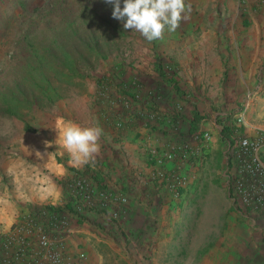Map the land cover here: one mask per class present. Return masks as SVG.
Returning <instances> with one entry per match:
<instances>
[{
  "label": "crops",
  "instance_id": "1",
  "mask_svg": "<svg viewBox=\"0 0 264 264\" xmlns=\"http://www.w3.org/2000/svg\"><path fill=\"white\" fill-rule=\"evenodd\" d=\"M189 3L190 8L196 9L195 13L203 14L204 8L208 7L210 10L205 16L201 14L193 16L191 22H194L193 27H199V31L183 35L184 39L188 40V45L175 42L176 36L181 32L168 33L171 37L166 38L164 42L163 62L160 68L165 71L164 76H172L171 83L173 88L175 86L177 89L172 90L168 82H164L163 77L159 76L163 84L160 89H165V95L159 93L153 100L135 104L131 109L132 114L125 115L124 123L119 128L110 121L102 120L100 111L101 107L103 111L105 106L100 107L102 103L96 99L93 102H86L84 97L82 105L77 107L74 101H68L62 112L55 111L58 119L64 118L67 124L74 122L82 126L94 124L101 127L103 135L100 139V151L95 155L94 162L81 165L63 146L57 149L50 144L49 139L46 143L43 131L38 129L32 131L31 133L38 131L36 133L39 137L35 139L36 142L22 145L25 146L23 152L29 154L36 169L31 178L32 182L26 185L31 186L27 189L24 187L27 181L21 176L15 177L16 180H20L21 190H16V187L13 188L15 191L2 192L0 232L9 228L21 208L26 205L61 201L63 195L61 182L74 172L63 162L57 161L55 158L57 155L62 159L65 157L67 164L85 171L93 185H105L124 191L127 196L124 226L130 228L132 233L136 232L138 239L140 234H146L142 243L148 247L152 245L151 253L150 248L148 253L151 264H156L159 260L167 261L174 255L169 248L173 246L176 234H179L180 228L175 229L176 224L179 223L181 216L187 215V206L195 194L188 191L190 186H195L197 182L196 179L191 181L178 199L170 198L163 189L160 179L153 175L152 171L157 165L151 162L148 149L150 146L161 147L173 136L169 124L165 121L168 117L166 114L170 112H175L179 130L183 134L186 129L182 126L184 122L187 123L191 110L201 114L207 110L205 107L207 104L214 105L216 110L209 112L204 117L207 121L202 124L201 120L200 126L211 129L217 127L214 118L215 112H218L217 107L221 108V112L226 109L229 112L230 107L234 111L248 91H252L251 95L255 93L260 83L258 71L263 65L261 62L264 56V0L244 2L212 0L210 3L190 0ZM6 8L5 0H0V23L6 20ZM13 12L16 13L15 8ZM204 24L210 25L205 28ZM187 49L189 50L185 51ZM187 58L188 62L184 61ZM154 72L156 74V71ZM91 87L94 94V87L89 86ZM85 92H88V89ZM64 100L71 98L65 97ZM183 103H186V110H183L184 105L180 107ZM151 110L159 111L162 117L156 121H145L143 114ZM86 111H90L89 120L84 115ZM53 132L54 138L58 136L57 130L54 129ZM47 136H50L49 131ZM59 139L62 142L61 138ZM164 164L170 165L171 162L167 161ZM4 188L3 185L2 190ZM206 195L207 193H204L202 200H205ZM225 211L228 224L226 223L214 242L205 237L206 243L203 246L207 249L200 248L194 256L213 264H232L237 258L241 260L248 258V261L246 260L248 264L251 260L253 264H264V231L259 220L253 215L240 213L231 205ZM199 216L201 217L196 221L189 219L183 225L184 235L177 238V242L182 245L180 248L188 246L191 250L197 246L195 243L201 234L213 232L208 228H212L209 222L205 224L206 214L201 212ZM139 217L140 221L136 223ZM79 219H71V230L64 240V248L71 252L82 250L86 256L85 264H95L97 257L95 255H100L96 244L100 242L110 247L112 245L102 233L113 231L112 220L93 210L83 211ZM131 219L135 220L134 223ZM108 225L110 226L107 227ZM131 239L126 237L120 243L130 245L135 243ZM113 245L118 247L116 243ZM196 248L198 249V246ZM157 249L159 254L155 255L154 251ZM177 253L176 257L187 256L184 252ZM220 256H223V259ZM224 257L231 259V262L226 263Z\"/></svg>",
  "mask_w": 264,
  "mask_h": 264
},
{
  "label": "rangeland",
  "instance_id": "2",
  "mask_svg": "<svg viewBox=\"0 0 264 264\" xmlns=\"http://www.w3.org/2000/svg\"><path fill=\"white\" fill-rule=\"evenodd\" d=\"M189 1L190 0H186V3L191 6ZM199 1H208V3H210L212 0ZM75 2L77 1L5 0L7 7L6 20L0 23V197H2V192L15 191L13 188L17 187L16 190H21L20 180H16L15 177L19 178L21 176L24 181H27L24 186L27 189L31 186L26 185L32 182L31 178L34 176L33 173L36 169L33 167L34 164L29 154L23 152L25 146L22 145H31L35 143V139L39 137L36 132L40 130L43 131L46 137V143L49 139L50 144L55 148L59 149L62 147V142L59 141L60 137L56 136L54 138L53 131L54 129L57 130L67 125V123L64 118L58 119L55 111L58 110L62 112L63 106L65 107L68 101H74L75 107L82 105V98L84 97H86V102H93L95 99L94 94L98 88L96 82L97 78L110 72L113 67H116L115 69L118 77L123 80L135 77L146 88H155L157 95L159 93L165 95V89H160L163 84H161L162 81L155 70V64L158 63V65L161 66L163 62L162 52H164L162 48L165 47L164 42L166 38L171 37L170 34L173 32L166 31L164 34L165 38L163 37L164 39L148 42L138 32L124 29V21L116 18L111 19L110 27H108V29L106 28L107 36L99 41V55H95L94 57L91 56L84 62H76L79 73L72 78L73 81L71 84H67L50 74V81L52 84L56 85L57 91L60 94V96L51 103L47 102L46 98L39 92L37 87H32V85H28L26 81H23L22 75L26 72L25 64L28 61H32L28 43L34 41L33 43L37 45L36 48L41 50L42 47L46 45L43 39L45 28L47 26L49 27V24L53 25V23L60 21V19L67 14L65 12L66 6H73ZM14 8L16 9V13L13 12ZM204 9L202 14L200 12L195 13L197 12L196 9L190 8V11L186 14V19L183 20L181 26L174 31L184 32L176 36L177 40H175V42H182L183 45L189 44L188 40L184 39L185 36L183 35L189 32L199 31V27H193L194 22L191 21L194 15H207L210 8ZM116 23L119 25L120 33H117L114 29V24ZM209 25L204 24L203 26L206 28ZM168 33L170 34L168 35ZM179 50L183 51L181 49ZM188 50L189 49L185 51ZM184 61L188 62V58ZM261 63L263 65L258 71V78H260V83L258 85L259 89L256 88V91H254L255 93H253V95H255L250 97L248 110L244 113L247 124H245L244 127L232 124L231 127L245 130H252L254 126L264 128V56ZM46 70L50 73L48 69ZM149 70L152 71L149 72ZM154 71H156V74ZM116 72H114V74ZM89 86L94 87V94L92 91L93 88H89ZM24 88L26 98L29 100V105L19 107L20 116L4 113L2 110V100L11 94L17 98L20 96L19 91ZM86 89H88V92H85ZM65 97L71 98V100L66 101L64 100ZM182 105H184L183 110H186V103L181 104L180 107H182ZM205 107L207 110L201 113L203 116L202 124L207 121V118L205 119L204 117L207 116L209 112L211 113L216 110L214 105L207 104ZM217 109L218 112L214 114L217 127L212 129L209 128L212 134L210 151L207 153L203 162L198 165L199 167L196 171V185H191L188 191L195 194L191 197V203L187 206V215L181 216L182 218L179 220V223L176 224V228L174 226L175 229L180 228L178 229L179 234H176L177 236L174 238L175 240H173V246L169 248V251H173L174 255L170 259H167V261L159 260L156 264H213V262L207 263L205 259L194 256V253L200 250V248L206 250L207 247L205 249L203 246V244L206 243L205 237H207L209 241L214 242L217 236L221 234L222 229L228 224L225 209L230 206V202L224 188V163L222 159V145L219 139V132L221 131L219 123H229L232 119L231 114L233 110L232 107L229 108V112L227 109L223 112L220 111L221 108L217 107ZM177 111H179V109H177ZM84 115H86L85 117L89 120L90 111H86ZM24 125L29 126L30 129H24ZM226 126L228 127L227 135L230 130L229 125ZM182 127L186 129L187 123L184 122ZM35 129H38V131L31 133ZM48 131L50 133L49 137L47 136ZM33 136L35 138H33ZM3 185L5 188L2 190ZM204 193H207V195L205 196V200H202V198H204ZM201 212L202 214H206V216H204L206 217L205 224L209 222V226H212V228H208L213 232L206 234L204 232L200 236L198 235L199 241L197 240V243H195L198 249L196 248L197 246L195 248L193 247L191 250L188 246L180 248L179 246L182 245L177 242V238L184 235L183 225H185L189 219L196 221L197 218L201 217L199 216ZM131 220L133 222L134 219ZM139 221L140 217L136 223ZM123 222L124 219L120 220L121 225L115 226L117 230H114V232H102L112 245L110 247L100 242L96 244L97 252L100 255H95V257L97 256L95 258V264H151L148 259V253L149 248L151 253L152 245L148 247L144 246L142 243V239L146 234H140L138 239L137 233H132L130 228L124 226ZM109 226L110 225L107 227ZM123 228L126 229L123 230ZM126 237H129V239L134 238L131 240H134L135 243L130 245L123 242V244H121L120 241L125 240ZM113 243H116L118 247H115ZM178 251L181 253L184 252L187 256L184 257L182 255L181 257H176ZM154 253L155 255L159 254V249L154 251ZM222 257L220 256L221 259H223ZM247 259L241 260L237 258L232 261V264H248ZM224 260L226 263L227 261L231 262V259L229 260L228 257H224ZM249 264H253V261L251 260Z\"/></svg>",
  "mask_w": 264,
  "mask_h": 264
},
{
  "label": "built area",
  "instance_id": "3",
  "mask_svg": "<svg viewBox=\"0 0 264 264\" xmlns=\"http://www.w3.org/2000/svg\"><path fill=\"white\" fill-rule=\"evenodd\" d=\"M119 78L116 77L114 83H107L110 86H99L95 92V97L98 96L102 103L100 107L105 106L103 111L101 107V117L117 128L123 125L127 115L132 114L135 104L157 97L154 89L146 88L135 77L121 80L118 87L114 86ZM251 94L252 91L245 94L232 112L229 123H219L220 128L229 125L230 130L227 135L219 132V139L224 163V188L230 205L240 213L257 218L264 231V128L254 126L252 130H245L231 127L232 124L243 127L247 124L244 113ZM172 113L175 112L166 114L165 121L173 136L161 147L150 146L148 152L151 162L157 165L152 171L154 177L160 179L170 198L178 199L189 183L196 179L198 165L210 151L212 134L203 126L182 134ZM160 117L161 113L155 110L143 114L145 121H156ZM167 161L171 164H164ZM62 187L60 202L30 204L20 211L8 229L0 232V264H85L86 256L82 250L71 252L64 248V240L71 230V219L76 220L77 214L85 210H93L112 220L114 227L121 225L120 220L127 213L124 191L93 185L86 175L75 172L64 178Z\"/></svg>",
  "mask_w": 264,
  "mask_h": 264
},
{
  "label": "trees",
  "instance_id": "4",
  "mask_svg": "<svg viewBox=\"0 0 264 264\" xmlns=\"http://www.w3.org/2000/svg\"><path fill=\"white\" fill-rule=\"evenodd\" d=\"M73 6L67 5L65 8V14L60 21L49 24L43 32V39L46 45L42 49H37L33 42L28 43V48L32 55V61H28L26 66V72L22 75L23 81H26L28 85L37 87L39 92L46 98L47 102L51 103L53 100L60 96L57 91L56 85L50 81V74L57 79L71 84L73 77L78 75V67L76 62H84L89 57L99 55L100 47L99 41L107 36L108 27L111 25V19H115L112 16L113 5L106 2V0H76ZM123 6V0H121V7ZM48 21V20H47ZM47 23V22H46ZM48 24V23H47ZM114 29L117 33H120L119 25L114 24ZM47 67V68H46ZM116 68V67H115ZM114 67L108 74L102 75L97 78V85L110 86L107 83H114L115 78L118 77L116 69ZM48 69L50 71L47 72ZM155 70L158 75L163 77V81H167L172 90L173 88L171 77L164 76L165 71L160 68L158 63L155 64ZM114 72H116L114 74ZM122 78H119V82L114 86L118 87ZM23 88V87H22ZM25 88L19 91L20 96L17 98L13 94L2 100V110L4 113L14 116H20L19 107L28 106L29 100L25 95ZM27 91V90H26ZM98 98V96H97ZM95 97V99L98 101ZM97 112V111H96ZM99 115V113L97 112ZM100 116V115H99ZM172 118L175 120L176 114L172 113ZM102 118V117H101ZM203 116L196 110H191L190 117L187 119V128L185 132L194 130L200 126V121ZM105 121V119L102 118ZM227 126L224 125L221 128V134L226 135ZM24 129H30L29 126L24 125ZM57 161H61L64 165L71 169L75 173L85 174V171H81L79 168H75L65 162V157L60 158L55 156ZM62 185V182H61ZM21 208L20 211L27 208ZM67 208H70L69 204H66ZM77 214L76 219H79ZM113 229L116 231L117 229Z\"/></svg>",
  "mask_w": 264,
  "mask_h": 264
},
{
  "label": "clouds",
  "instance_id": "5",
  "mask_svg": "<svg viewBox=\"0 0 264 264\" xmlns=\"http://www.w3.org/2000/svg\"><path fill=\"white\" fill-rule=\"evenodd\" d=\"M113 5L112 16L124 21L126 30L138 32L148 42L163 39L165 32H174L186 19L190 5L186 0H106ZM63 148L79 164L94 162L100 151L103 129L97 125L68 123L57 129Z\"/></svg>",
  "mask_w": 264,
  "mask_h": 264
}]
</instances>
